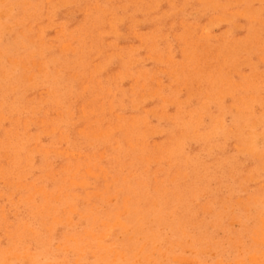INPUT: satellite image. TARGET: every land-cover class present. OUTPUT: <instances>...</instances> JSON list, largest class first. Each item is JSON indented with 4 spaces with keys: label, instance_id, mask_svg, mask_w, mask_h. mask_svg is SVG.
Instances as JSON below:
<instances>
[{
    "label": "rangeland",
    "instance_id": "374dc122",
    "mask_svg": "<svg viewBox=\"0 0 264 264\" xmlns=\"http://www.w3.org/2000/svg\"><path fill=\"white\" fill-rule=\"evenodd\" d=\"M261 218L264 0H0V264H264Z\"/></svg>",
    "mask_w": 264,
    "mask_h": 264
},
{
    "label": "bare ground",
    "instance_id": "6f19581e",
    "mask_svg": "<svg viewBox=\"0 0 264 264\" xmlns=\"http://www.w3.org/2000/svg\"><path fill=\"white\" fill-rule=\"evenodd\" d=\"M240 14H242V13H240ZM240 14H239V15H240ZM236 15H237V14H236ZM239 15H238V16H239ZM65 46H67V44H65ZM244 51H245V50H244ZM245 52H246V51H245ZM247 52H248V51H247ZM28 79H29V78H28ZM212 89H213V88H212ZM217 96H218V95H217ZM234 102H235V101H234ZM238 102H239V101H237V103H238ZM235 103H236V102H235ZM234 105H235V104H234ZM109 111H110V110H109ZM100 134H101V133H100ZM100 134H99V135H100ZM109 134H112V133H109ZM109 134H108V135H109ZM101 154H102V153H101ZM78 155H79V154H78ZM71 157H72V156H71ZM100 157H101V156H100ZM87 171H88V169H87ZM129 176H130V175H129ZM122 177H123V176H122ZM112 181H114V180H112ZM75 184H76V183H75ZM111 184H112V183H111ZM108 185H109V183H108ZM94 193H96V192H94ZM94 193H93V194H94ZM97 193H98V192H97ZM115 196H116V195H115ZM76 197H77V196H76ZM85 198H87V197H85ZM127 198H128V197H127ZM106 199H107V198H106ZM125 202H126V201H125ZM125 204H126V203H125ZM124 208H125V207H124ZM70 210H71V208H70ZM122 211H123V210H122ZM119 213H120V212H119ZM122 213H123V212H122ZM133 213H134V212H133ZM134 214H135V213H134ZM123 215H124V214H123ZM263 219H264V218H263ZM261 220H262V218H261ZM262 222H264V220H262ZM113 224H114V223H113ZM262 225H263V224H262ZM263 227H264V225H263ZM263 227H262V228H263ZM125 228H126V227H125ZM124 230H125V229H124ZM126 230H128V229L126 228ZM126 230H125V231H126ZM261 230H262V229H261ZM125 231H124V232H125ZM105 237H106V236H105ZM137 237H138V236H137ZM129 238H130V237H129ZM263 243H264V242H263ZM185 251H186V250H185ZM121 254H122V253H121ZM263 254H264V253H263ZM17 256H18V255H17ZM262 256H263V255H262ZM256 257H257V256L255 255V257H253V258L255 259ZM263 257H264V256H263ZM256 260H257V259H256ZM149 261H150V260H149ZM261 261H263V260H261ZM190 262H192V261H190ZM190 262L188 261V263H190ZM253 262H254V261H253ZM259 262H260V259H259ZM241 263H242V262H241ZM236 264H238V263H236ZM251 264H252V263H251ZM255 264H256V263H255Z\"/></svg>",
    "mask_w": 264,
    "mask_h": 264
}]
</instances>
